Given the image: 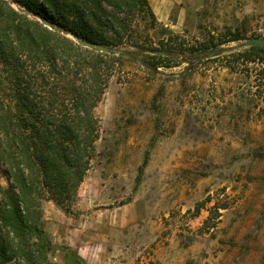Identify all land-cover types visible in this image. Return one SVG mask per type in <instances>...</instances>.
I'll return each mask as SVG.
<instances>
[{
	"label": "rangeland",
	"instance_id": "obj_1",
	"mask_svg": "<svg viewBox=\"0 0 264 264\" xmlns=\"http://www.w3.org/2000/svg\"><path fill=\"white\" fill-rule=\"evenodd\" d=\"M148 3L154 16L134 6L110 49L72 213L43 203L50 260L73 247L110 264H264V53L236 48L264 39V0Z\"/></svg>",
	"mask_w": 264,
	"mask_h": 264
},
{
	"label": "trees",
	"instance_id": "obj_2",
	"mask_svg": "<svg viewBox=\"0 0 264 264\" xmlns=\"http://www.w3.org/2000/svg\"><path fill=\"white\" fill-rule=\"evenodd\" d=\"M15 2L56 30L0 0V170L7 180L0 184V264H53L43 203L72 213L99 138L95 109L115 54L84 48L59 30L112 50L134 6L154 14L148 0ZM251 49L248 59L264 53Z\"/></svg>",
	"mask_w": 264,
	"mask_h": 264
},
{
	"label": "water",
	"instance_id": "obj_3",
	"mask_svg": "<svg viewBox=\"0 0 264 264\" xmlns=\"http://www.w3.org/2000/svg\"><path fill=\"white\" fill-rule=\"evenodd\" d=\"M22 12L27 16H32V13H30L29 11L22 10ZM43 24H44V26L50 28L51 30H56V27L49 24L48 22H44ZM60 32L64 35H67V32H65V31L60 30ZM73 39L76 40L79 43V45H81L84 48L96 50V51L101 52V53H111L110 49L103 47L101 45L86 42V41H79L75 37H73ZM249 46H251V47L256 46V47H263L264 48V39L254 38V39H251L249 41H246L245 43L241 44L240 46H238L236 48L249 47ZM112 52L119 53L118 51H112ZM152 54L158 55V56H168V53H165L162 51H155V52H152ZM214 56H216V54H211L209 57L213 58Z\"/></svg>",
	"mask_w": 264,
	"mask_h": 264
},
{
	"label": "crops",
	"instance_id": "obj_4",
	"mask_svg": "<svg viewBox=\"0 0 264 264\" xmlns=\"http://www.w3.org/2000/svg\"><path fill=\"white\" fill-rule=\"evenodd\" d=\"M74 250V252L72 251ZM69 251H71L74 256H76V259H79L82 264H110L106 262L107 260L104 258L103 261H99L96 258V251L94 252L93 249H86V248H73L69 247V249H65V255L63 256V263L62 264H77L72 263L68 261V258L66 257ZM71 254V253H70ZM72 255V254H71Z\"/></svg>",
	"mask_w": 264,
	"mask_h": 264
}]
</instances>
